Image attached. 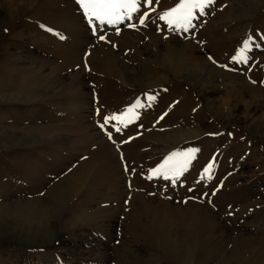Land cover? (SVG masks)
Here are the masks:
<instances>
[{
  "label": "rangeland",
  "instance_id": "1",
  "mask_svg": "<svg viewBox=\"0 0 264 264\" xmlns=\"http://www.w3.org/2000/svg\"><path fill=\"white\" fill-rule=\"evenodd\" d=\"M178 2L93 27L77 0H0V264H264V0H213L187 32L159 18Z\"/></svg>",
  "mask_w": 264,
  "mask_h": 264
},
{
  "label": "snow or ice",
  "instance_id": "2",
  "mask_svg": "<svg viewBox=\"0 0 264 264\" xmlns=\"http://www.w3.org/2000/svg\"><path fill=\"white\" fill-rule=\"evenodd\" d=\"M212 2L213 0H179L174 7L166 10L159 18L166 21L170 28L187 32L190 28L194 27L192 21L198 18L196 15L197 12L203 14L205 7ZM77 3L83 9L90 25H93V21L95 20L99 22V26H103L105 24L117 25L124 20H131L133 14L139 12L142 3L150 6L153 0H77ZM147 18L148 12L145 11L139 16V23L143 25ZM128 26L136 27L134 24H129ZM93 27H96V25H93ZM61 38L63 39V37ZM100 39L103 40L105 37L101 36ZM250 42L251 38L243 42V46L233 55V61L237 63L248 62L249 57L246 53L250 49ZM147 99L148 101H154L156 97L148 95ZM144 106L138 99L121 113H113L105 116V124L115 121L116 124L127 127L129 123L133 122L134 118L139 117V113L136 110ZM105 124H101L100 127L104 128ZM116 124H113V127L116 128V131H120V127H117ZM108 135L111 138V133ZM196 151L198 150L188 149L185 152L171 153L161 164L150 170L152 175L148 178L151 179L153 176H161L165 179L171 178L175 182V179L179 178L186 170L193 153ZM212 168L213 165L211 163L207 165L203 170L201 178L207 175L211 179Z\"/></svg>",
  "mask_w": 264,
  "mask_h": 264
},
{
  "label": "crops",
  "instance_id": "3",
  "mask_svg": "<svg viewBox=\"0 0 264 264\" xmlns=\"http://www.w3.org/2000/svg\"><path fill=\"white\" fill-rule=\"evenodd\" d=\"M61 37H63V39L61 38ZM58 39H59V42L61 43V45H62V49L64 50V48H66V46H67V44L65 45V43H66V41H67V39H68V35H67V33H64L63 35H61V33H59V37H58ZM102 47H104V46H102ZM61 49V50H62ZM48 85V84H47ZM40 86H46V85H40ZM105 86V87H104ZM106 86H111V87H106ZM101 88H102V90H103V92H107V91H109V94H113V91H114V88H117V87H114V81L111 79H108V80H105L104 81V83L102 84V86H101ZM110 88L112 89V90H110ZM122 89V87H119V89ZM123 91V93L126 91V90H122ZM157 91V90H156ZM128 91H126L125 93H127ZM120 93H121V90H120ZM102 95H103V93H102ZM101 95V96H102ZM144 95H149V93H144L143 94V96ZM100 99V98H99ZM104 99V101H108V99H105V98H103ZM125 108H127L126 106H124ZM123 107V108H124ZM119 108H120V106H119ZM124 108V109H125ZM137 139V138H136ZM135 140V139H134ZM131 140H129L128 142H130ZM133 141V140H132ZM144 143H145V140H144ZM144 145V144H143ZM142 145V146H143ZM140 147V150H141V152H144V151H142L143 150V148H144V146L143 147ZM144 157L147 159V154H145L144 155ZM153 158V157H152ZM151 157L150 158H148V159H152ZM155 165H156V163H155ZM17 203V202H16ZM18 205V204H17Z\"/></svg>",
  "mask_w": 264,
  "mask_h": 264
},
{
  "label": "bare ground",
  "instance_id": "4",
  "mask_svg": "<svg viewBox=\"0 0 264 264\" xmlns=\"http://www.w3.org/2000/svg\"><path fill=\"white\" fill-rule=\"evenodd\" d=\"M17 204H18V202H17V203H16V202H15V203H12L13 206H16ZM9 212L12 213L11 211H9ZM22 223H23V222H22ZM21 225H22V224H21ZM15 226H16V225H15ZM28 226H30V225H28ZM31 226H32V225H31ZM22 227H23V226H22ZM22 227H21V228H22ZM30 229H31V228H30Z\"/></svg>",
  "mask_w": 264,
  "mask_h": 264
}]
</instances>
